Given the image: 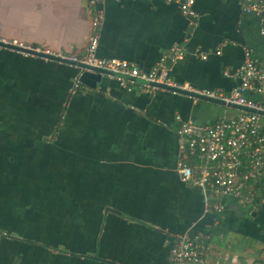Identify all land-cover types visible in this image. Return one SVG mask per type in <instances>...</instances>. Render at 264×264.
<instances>
[{
  "label": "crops",
  "instance_id": "obj_1",
  "mask_svg": "<svg viewBox=\"0 0 264 264\" xmlns=\"http://www.w3.org/2000/svg\"><path fill=\"white\" fill-rule=\"evenodd\" d=\"M89 2L0 0V39L82 52L89 39L74 50L55 43L85 37ZM103 8L99 57L147 72L184 43L170 77L188 90L229 92L246 50L264 60V19L242 0H195V19L165 0ZM80 71L0 47V264H173L184 234L204 238L205 264H264V178L253 204L223 196L219 214L178 172L183 122L244 110L111 75L76 88Z\"/></svg>",
  "mask_w": 264,
  "mask_h": 264
},
{
  "label": "built area",
  "instance_id": "obj_2",
  "mask_svg": "<svg viewBox=\"0 0 264 264\" xmlns=\"http://www.w3.org/2000/svg\"><path fill=\"white\" fill-rule=\"evenodd\" d=\"M165 1L179 3L182 12L192 19L198 16L193 8L195 0ZM89 3L93 14V29L82 52H54L34 45L16 44L122 75L138 77L148 82L145 86L147 90L154 87L149 83H162L188 90L185 85L177 84L170 77L174 65L186 55L184 43L173 44L160 62L147 72L127 60L99 57L97 50L105 16L104 0H90ZM242 9L245 13H256L264 19V0H242ZM236 76L239 83L229 92L209 89L189 91L264 111L262 101L247 96L248 92L264 96V60L258 58L251 49L246 50L244 63L238 68ZM119 79L127 87V80L123 77ZM79 84L77 78L76 88ZM179 133L182 137V159L178 172L182 181L202 189L219 214L224 211L221 201L223 196L244 198L246 202L253 204V185L264 178V115L244 110L237 116L226 117L215 123L187 121L182 123ZM206 249L207 243L201 236L179 235L171 250L173 264H205Z\"/></svg>",
  "mask_w": 264,
  "mask_h": 264
},
{
  "label": "water",
  "instance_id": "obj_3",
  "mask_svg": "<svg viewBox=\"0 0 264 264\" xmlns=\"http://www.w3.org/2000/svg\"><path fill=\"white\" fill-rule=\"evenodd\" d=\"M91 19H92V17H91ZM92 26H93V19L90 22V26H89V29H88L85 37L81 36L79 41H72L71 42V44H72L71 46L70 45H66V44H62V43H55V44H57L56 47L58 49H60L61 47H64V48H67L69 50H74L76 48H82V44L85 43V42L87 43V41H88V39L90 37V34L92 32ZM26 43H29V42H26ZM0 47L6 48V49H10V50H14V51H17V52H20V53H25L27 55H33V56L40 57V58H43V59H47V60H50V61L59 62V63H63V64H66V65H70V66L74 67L75 69H77L79 71L81 70L80 74H78V76H76V78L79 79L80 83L86 84V85H88L90 87H93V88H97L98 87V84L101 82L103 75H111V76H114V77L115 76L116 77H123L125 79H129V80H133V81H139V82H142V83H145V84L148 83L146 80L140 79V78L135 77V76L122 75V74H120L118 72H114V71L107 70V69L100 68V67H94V66L87 65V64H84V63H81V62H78V61L70 60L68 58H61L59 56L46 53L45 51H38L36 49L28 48V47H25L23 45H19V44L12 43V42H9V41H4L2 39H0ZM149 84L151 86H154V87H160V88L169 89V90H172V91L181 92V93H184V94H188V95H191V96H194V97H199V98H202V99H205V100H209V101H212V102H215V103H219V104H222V105H228V106H232V107L239 108V109H242V110L256 111V112L264 115V111L263 110L249 109V108H247L245 106H242V105H238V104H235V103H228V102H226L225 100H222V99L210 98V97L195 93L193 91L185 90V89H182V88H179V87H176V86H169L167 84H162V83H149ZM262 104L264 105V102Z\"/></svg>",
  "mask_w": 264,
  "mask_h": 264
}]
</instances>
